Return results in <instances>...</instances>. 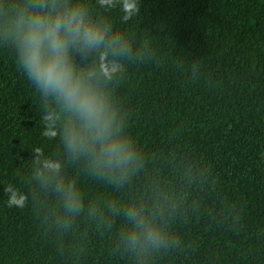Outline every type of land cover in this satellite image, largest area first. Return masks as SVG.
I'll return each instance as SVG.
<instances>
[{"label": "trees", "instance_id": "trees-1", "mask_svg": "<svg viewBox=\"0 0 264 264\" xmlns=\"http://www.w3.org/2000/svg\"><path fill=\"white\" fill-rule=\"evenodd\" d=\"M139 6L127 22L118 8L108 14L132 43L109 85L140 157L122 181L46 135L62 116L43 114L0 36V264H264V0ZM36 146L75 181L78 214L65 212L55 182L34 178ZM9 184L28 195L24 208L7 206ZM128 206L155 215L175 242L127 250Z\"/></svg>", "mask_w": 264, "mask_h": 264}, {"label": "clouds", "instance_id": "clouds-1", "mask_svg": "<svg viewBox=\"0 0 264 264\" xmlns=\"http://www.w3.org/2000/svg\"><path fill=\"white\" fill-rule=\"evenodd\" d=\"M95 2L98 8L87 0H0V36L14 44L17 66L43 114L55 110L62 116L46 135L56 138L73 160L83 159L94 174L122 181L140 157L109 85L126 73L132 43L108 14L118 8L127 22L139 15L140 6L139 0ZM32 153L34 178L44 187L55 182L65 212L78 214L83 205L75 181L61 174L60 162L42 147H33ZM4 191L9 208L27 205L28 195L14 185ZM123 214L121 242L127 250L139 254L175 242L143 207L128 206Z\"/></svg>", "mask_w": 264, "mask_h": 264}]
</instances>
